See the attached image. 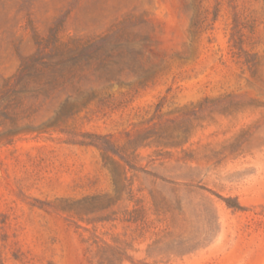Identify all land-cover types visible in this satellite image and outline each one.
<instances>
[{
	"label": "rangeland",
	"instance_id": "obj_1",
	"mask_svg": "<svg viewBox=\"0 0 264 264\" xmlns=\"http://www.w3.org/2000/svg\"><path fill=\"white\" fill-rule=\"evenodd\" d=\"M0 264H264V0H0Z\"/></svg>",
	"mask_w": 264,
	"mask_h": 264
},
{
	"label": "trees",
	"instance_id": "obj_2",
	"mask_svg": "<svg viewBox=\"0 0 264 264\" xmlns=\"http://www.w3.org/2000/svg\"><path fill=\"white\" fill-rule=\"evenodd\" d=\"M96 44H100V43L97 42ZM94 45H95V43H94ZM67 51H69V50H67ZM57 56H58V54L56 55L55 50L49 51L48 53H45L44 50H41V51L37 52L36 54H34L32 57L28 58L23 63V66H22L23 71H26L28 68L33 67V68H35V70L45 72V73L48 72L47 75H49V74L55 75L57 73H61L65 69L64 64L67 60L57 61V59H56ZM74 57H75V55H74ZM76 61H77V58H74V61H72V65L67 63V64H69L68 69L72 70L74 68L73 65L76 64ZM205 101H207V100L205 99L202 102H205ZM202 102L199 103V105H201ZM92 137L98 138L97 136H92ZM89 141L95 142V140L93 138H91ZM225 201H226V204L230 207L237 208V209L242 208V206H240V204L236 200H231V198H229Z\"/></svg>",
	"mask_w": 264,
	"mask_h": 264
}]
</instances>
